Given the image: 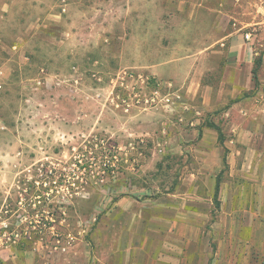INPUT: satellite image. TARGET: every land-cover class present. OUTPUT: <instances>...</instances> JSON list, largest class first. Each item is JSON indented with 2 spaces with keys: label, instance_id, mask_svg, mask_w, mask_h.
<instances>
[{
  "label": "rangeland",
  "instance_id": "rangeland-1",
  "mask_svg": "<svg viewBox=\"0 0 264 264\" xmlns=\"http://www.w3.org/2000/svg\"><path fill=\"white\" fill-rule=\"evenodd\" d=\"M14 1L0 24V264H112L110 252L129 241L156 255L163 240L175 241L174 221L189 224L183 240L198 228L213 255L237 264L229 237L237 229L223 226L236 227L238 215L225 222L223 211L238 202L250 208L254 198L230 197L229 167L205 166L206 151L195 149L209 148L210 138L190 134L221 111L197 119L162 105L126 108V91L113 83L131 56L167 76L171 54L213 42L208 9L236 25L258 22L247 30L264 49V0ZM13 43L20 54L9 50ZM38 185L45 192L35 193Z\"/></svg>",
  "mask_w": 264,
  "mask_h": 264
},
{
  "label": "crops",
  "instance_id": "crops-1",
  "mask_svg": "<svg viewBox=\"0 0 264 264\" xmlns=\"http://www.w3.org/2000/svg\"><path fill=\"white\" fill-rule=\"evenodd\" d=\"M14 2V0H0V24L5 23L4 20L2 21L4 18L2 11H10ZM205 3L211 4L210 0H196L195 4L206 6ZM67 5L68 2L66 10ZM208 11L210 30L217 32V35L213 36V42L200 50H191L189 55L172 56L171 54L175 64L167 69V76L162 75L166 71L161 72L157 64L144 59L131 60L132 56L122 67L149 72L164 81L162 92H170L173 97L172 106L169 107L170 109H165L167 112L175 114L178 110H188L195 113L198 119L203 113L221 111L219 117L215 116L216 118L210 119L212 120L210 122L220 126L224 135L223 144L214 145L218 140L217 131L212 127L204 125L200 129L192 128L190 134L201 135V142L204 140L207 142V137L210 138L209 148L203 146L195 150L206 151L203 164L211 170L218 169L220 165L223 167L224 149L227 150L226 168L229 167L228 175L233 176L230 178L227 175L229 181L233 183L231 190H226L230 197L240 199L245 193H252L254 198L252 207H244L238 202V205L232 204L223 211L224 214H228L227 217L225 216V222L233 219L232 215H240L239 218L237 216V226L232 228L227 224L222 226L225 230L237 229L236 233L231 231L232 234L229 236L230 247L234 245L237 247V264H264V49L257 35L247 30L248 26H255L258 22L254 25L250 23L236 25L231 22V16L228 14L217 9H208ZM65 34L68 35L69 32ZM245 34L248 38H245ZM128 38L124 39L127 45L131 42ZM217 42L220 46L214 47L213 44ZM21 47L13 43L9 46V50L20 54ZM179 53L184 52L179 51ZM1 69L4 72L7 68L2 64ZM176 119L181 123L185 118L180 114ZM220 119L221 124L218 123ZM195 121L197 120L191 121L190 125L194 126ZM226 133L230 138L225 135ZM218 175L220 179V174L217 173L214 176L215 181ZM194 212L199 213L198 210ZM247 215H250L248 219ZM183 225L189 224L174 221L170 225V228H175L173 236L177 241L176 238L171 243L163 240L162 251L156 255L146 254L144 243L132 247V242L129 241V244H125V248L110 252L112 255L114 253L111 263L131 264L128 255H135L132 256L133 264L143 261L153 264L231 263L227 258L228 255L223 253L213 255L207 240L199 239L196 232L197 223H194L195 233L189 235L188 241L183 240L181 236ZM243 230L244 233L239 232ZM247 247H251V252L242 253ZM241 254L243 260H240Z\"/></svg>",
  "mask_w": 264,
  "mask_h": 264
},
{
  "label": "built area",
  "instance_id": "built-area-1",
  "mask_svg": "<svg viewBox=\"0 0 264 264\" xmlns=\"http://www.w3.org/2000/svg\"><path fill=\"white\" fill-rule=\"evenodd\" d=\"M245 38L248 35L245 34ZM154 81L155 86L148 91L149 84ZM114 85H117L120 91H126L123 97V103L128 108L131 105L159 106L166 109L173 104V97L170 92L163 93L164 84L156 80L154 76L141 71L124 69L118 73Z\"/></svg>",
  "mask_w": 264,
  "mask_h": 264
},
{
  "label": "trees",
  "instance_id": "trees-1",
  "mask_svg": "<svg viewBox=\"0 0 264 264\" xmlns=\"http://www.w3.org/2000/svg\"><path fill=\"white\" fill-rule=\"evenodd\" d=\"M206 126L212 127V128H214L217 131L218 143L219 144H223L224 135L222 133V130H221L220 126L216 125L215 123H211V122H208L206 124ZM226 152H227V150L224 149V155H223V168L224 169L227 167L226 158H225V153ZM43 183H45V182L41 181V184H43ZM36 187H37V192L35 191V193H42V192H45V190H46V188L43 185H38ZM219 191H220V179H219V175H218L217 178H216V181H215V186H214V202H215L216 206H218V204H219V201H218ZM36 195H39V194H36Z\"/></svg>",
  "mask_w": 264,
  "mask_h": 264
}]
</instances>
